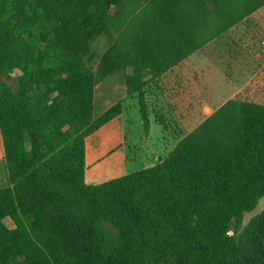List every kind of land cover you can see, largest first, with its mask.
<instances>
[{
  "label": "trees",
  "instance_id": "obj_1",
  "mask_svg": "<svg viewBox=\"0 0 264 264\" xmlns=\"http://www.w3.org/2000/svg\"><path fill=\"white\" fill-rule=\"evenodd\" d=\"M135 1L128 21L129 0H0V264H264V211L242 226L264 198V104L229 100L161 162L86 182L87 139L123 114L95 112L110 73L148 133L152 83L264 6Z\"/></svg>",
  "mask_w": 264,
  "mask_h": 264
},
{
  "label": "rangeland",
  "instance_id": "obj_2",
  "mask_svg": "<svg viewBox=\"0 0 264 264\" xmlns=\"http://www.w3.org/2000/svg\"><path fill=\"white\" fill-rule=\"evenodd\" d=\"M141 7L140 1L129 0L126 11L128 21ZM114 13L115 7H112L111 15ZM263 40L264 6L153 82L146 97L150 117L148 133H145L139 116L138 100L127 96L124 71L116 69L110 73L96 87L95 112L102 115L109 108L122 105L126 131L124 146L128 162L126 174L159 163L160 157H167L182 138L192 133L229 100L264 104V56L261 53ZM96 45L100 55L107 49L105 40ZM117 139V136L105 134L89 141V148L104 156ZM104 159L100 160L101 165L105 163ZM112 159L105 163L102 171L93 174L90 180L100 183L119 177L118 168L113 171L110 169L111 166H118L120 160ZM6 185L7 168L0 159V188ZM263 211L264 198L253 212L246 215L242 226H247ZM4 223L13 228L9 219Z\"/></svg>",
  "mask_w": 264,
  "mask_h": 264
},
{
  "label": "crops",
  "instance_id": "obj_3",
  "mask_svg": "<svg viewBox=\"0 0 264 264\" xmlns=\"http://www.w3.org/2000/svg\"><path fill=\"white\" fill-rule=\"evenodd\" d=\"M105 134H112L113 136H117V141L115 144L112 145L109 151L103 155H100L101 153H94L90 148L89 144L92 139H96L97 137H102ZM126 131H125V114H121L120 116L116 117L114 120H112L110 123L102 127L99 131H97L94 135L90 136L86 141V182L88 184H99V182L91 181L90 177H92L93 174H96L100 171H102V168H105V163L110 161V159L118 158L119 165L118 166H111L112 168L110 171L120 170V174L118 175L123 176L126 175V166L127 163V152L126 147L124 146V143L126 141ZM102 158H105V163L101 165L99 162ZM112 159V160H113ZM103 160V161H104ZM111 160V161H112ZM97 163V165H95ZM95 165V166H94ZM109 170V169H108ZM106 171V170H105ZM102 182V181H101ZM100 182V183H101Z\"/></svg>",
  "mask_w": 264,
  "mask_h": 264
},
{
  "label": "built area",
  "instance_id": "obj_4",
  "mask_svg": "<svg viewBox=\"0 0 264 264\" xmlns=\"http://www.w3.org/2000/svg\"><path fill=\"white\" fill-rule=\"evenodd\" d=\"M261 53L264 56V40L262 41V44H261Z\"/></svg>",
  "mask_w": 264,
  "mask_h": 264
},
{
  "label": "water",
  "instance_id": "obj_5",
  "mask_svg": "<svg viewBox=\"0 0 264 264\" xmlns=\"http://www.w3.org/2000/svg\"><path fill=\"white\" fill-rule=\"evenodd\" d=\"M162 160H163V159L160 157V158H159V162H161Z\"/></svg>",
  "mask_w": 264,
  "mask_h": 264
}]
</instances>
